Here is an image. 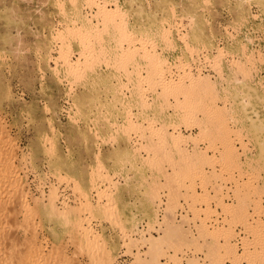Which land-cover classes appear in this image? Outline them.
I'll return each instance as SVG.
<instances>
[{
    "label": "rangeland",
    "instance_id": "rangeland-1",
    "mask_svg": "<svg viewBox=\"0 0 264 264\" xmlns=\"http://www.w3.org/2000/svg\"><path fill=\"white\" fill-rule=\"evenodd\" d=\"M121 249L264 264V0H0V264Z\"/></svg>",
    "mask_w": 264,
    "mask_h": 264
},
{
    "label": "bare ground",
    "instance_id": "bare-ground-1",
    "mask_svg": "<svg viewBox=\"0 0 264 264\" xmlns=\"http://www.w3.org/2000/svg\"><path fill=\"white\" fill-rule=\"evenodd\" d=\"M110 15V14H109ZM109 22V21H108ZM130 23H128V24H126V29H127V26L129 27V31L130 32H134L135 30L133 29V28H131L132 26H130L129 25ZM106 26V25H105ZM109 27H111V26H109ZM124 27V28H125ZM108 28V27H107ZM97 29V28H96ZM119 29H120V27H119ZM118 29V30H119ZM103 30V29H102ZM111 31H112V29H110ZM117 29L116 30H114V34L113 35H117V33L119 34L120 32H122L121 30L120 31H118ZM123 30V29H122ZM128 30L126 31V33L128 32ZM104 31L106 32V28L104 29ZM116 31H118L117 33H116ZM124 31V30H123ZM89 32V31H88ZM103 32V31H102ZM125 33V34H126ZM122 34V33H121ZM132 34V33H131ZM118 36V35H117ZM117 36H114L115 38L117 37ZM119 36H120V34H119ZM118 36V37H119ZM122 36V35H121ZM123 36H125V35H123ZM128 37V36H127ZM121 39V38H120ZM124 39V38H123ZM123 42V41H122ZM118 43H119V41H118ZM121 47V46H120ZM122 48V47H121ZM197 69V67H195V69L194 70H196ZM212 71H213V73L215 74V72H214V70L212 69ZM202 72H203V74H210V75H214V74H211V73H209L208 71H205L204 70V68H203V70H202ZM188 90V89H187ZM184 91V90H183ZM208 103V102H207ZM208 111V110H207ZM210 127V126H209ZM59 199H60V202L61 203H63L64 201H67V202H69V201H73L74 200V198L72 199L70 196H68V195H66L65 193H64V189H61V194H60V196H59ZM162 199V200H161ZM159 201L160 202H158L157 201V204H156V210H157V216H158V221H159V223L158 224H155V225H153L154 227L153 228H149V226H148V224H149V220L148 219H146L147 220V230H142V229H140L139 228V230H140V232H144L145 233V237H150L151 235L152 236H156V237H158L160 234H162V231L164 230L162 227L164 226L163 225V222H164V219H165V214H166V211H165V205H167V202H166V197L165 196H163L162 198H161ZM182 201H184V200H180V204H181V206L179 207V208H177V210L178 209H180V208H184V206H185V208L187 209V214L189 213L188 212V208H187V204H186V202L184 201V203H182ZM161 206H163V208H164V210H163V208H162V210H163V216H161V218H160V214H159V212H160V209H161ZM177 210L175 211V221L177 222V223H179V224H181L182 225V223L181 222H179V221H177L176 220V213H177ZM256 211V210H255ZM259 213V212H258ZM187 214H186V216H184L183 217V219L184 220H187L186 218L187 217H189V216H187ZM139 227H140V222H139ZM151 227V226H150ZM191 233H192V236H197V232L195 233L194 232V230H191L190 228L188 229ZM155 231V232H154ZM126 252V251H125ZM135 253V252H134ZM238 253L239 254H241L242 252H239L238 251ZM30 254V253H29ZM128 254V253H127ZM200 260H199V263L200 264H208V262L206 261V254L203 252L202 254H197L196 255ZM189 257H192V254H190L189 256H186V258L188 259ZM181 258V257H180ZM229 261V260H228ZM133 262V261H132ZM162 262H164V263H166V260H162ZM170 263H172V264H175V263H173V262H170ZM182 263V262H181ZM231 263V262H230ZM132 264V263H131ZM168 264V263H167ZM187 264V263H186ZM226 264H227V261H226Z\"/></svg>",
    "mask_w": 264,
    "mask_h": 264
},
{
    "label": "built area",
    "instance_id": "built-area-1",
    "mask_svg": "<svg viewBox=\"0 0 264 264\" xmlns=\"http://www.w3.org/2000/svg\"><path fill=\"white\" fill-rule=\"evenodd\" d=\"M206 64L207 63H204V65H206ZM204 70H207V66H206V68H204ZM64 193L66 194L65 191H64ZM182 203H184V202L182 201ZM162 208H163V206H161V209H160V212H159L160 218H161V216H163V213H164L163 210H162ZM186 214H187V209L185 208V206H184V208L178 209L177 210V213H176V220L179 221V222H181V223H183L184 226L187 227L188 229L190 228L191 230H194V232L196 233L197 232V229L193 225V222H187V220H184L183 219V217L186 216ZM187 215H191V214L188 213ZM221 218H222V216L221 217H216L215 215H213L211 217V219L209 220L208 224L215 225L217 223V220L218 221H221ZM139 228L142 229V230H147L148 227H147V220L146 219H143V220L140 221V227ZM237 230H239V229H237ZM241 235L243 236L244 234L243 233H240V235L237 236L234 239V243H236L237 246L239 247L238 248V251L239 252H243V250H242L243 249L242 241L240 239L242 237ZM187 254L190 255L191 253L188 251ZM132 261H133V256L131 254H129V253L127 254L125 252V250L121 249L117 253V259H116L115 264H131ZM186 263H187L186 257L184 256V259L182 260V264H186ZM168 264H172V263L169 262ZM227 264H231L230 261H227Z\"/></svg>",
    "mask_w": 264,
    "mask_h": 264
},
{
    "label": "crops",
    "instance_id": "crops-1",
    "mask_svg": "<svg viewBox=\"0 0 264 264\" xmlns=\"http://www.w3.org/2000/svg\"><path fill=\"white\" fill-rule=\"evenodd\" d=\"M246 262H244V264H245Z\"/></svg>",
    "mask_w": 264,
    "mask_h": 264
}]
</instances>
